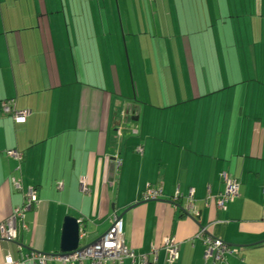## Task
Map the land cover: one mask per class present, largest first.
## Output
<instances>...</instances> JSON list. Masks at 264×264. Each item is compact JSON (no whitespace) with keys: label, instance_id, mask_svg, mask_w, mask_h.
<instances>
[{"label":"crops","instance_id":"0c3cea01","mask_svg":"<svg viewBox=\"0 0 264 264\" xmlns=\"http://www.w3.org/2000/svg\"><path fill=\"white\" fill-rule=\"evenodd\" d=\"M1 102L27 117L0 113V223L27 189L38 203L0 264L59 253L65 218L95 243L113 215L153 264L165 239L172 264H213L202 229L238 250L227 264H264V0H0ZM223 176L242 197L221 211ZM148 186L161 200H140Z\"/></svg>","mask_w":264,"mask_h":264},{"label":"built area","instance_id":"2783aa9c","mask_svg":"<svg viewBox=\"0 0 264 264\" xmlns=\"http://www.w3.org/2000/svg\"><path fill=\"white\" fill-rule=\"evenodd\" d=\"M1 110L4 115L11 114L16 124H23L26 120V113H19L12 108L9 103H2ZM140 152V151H138ZM8 160L19 163L23 156L20 153L10 151L6 153ZM79 190L83 195L89 194V189L83 179H78ZM223 182L225 185L223 193L215 201V208L217 210H224L226 205L232 203L241 198L238 183L227 180L223 176ZM13 189L17 192L21 191L20 183L13 180ZM61 185H58V189L61 190ZM160 197V192L153 189L147 188L144 193L141 194L140 200L146 202L148 200L153 201ZM178 194H175L174 202L177 200ZM263 199H264V188H263ZM36 193L33 188H29L23 194V201L20 207L16 208L10 217L4 222L0 223V238L7 244H14L16 241V224L18 221L23 220L25 213L29 212L32 206L37 205ZM184 211L192 219H197L195 208V200L190 192L186 197V203L183 207ZM79 225L78 229V243L79 247L77 252L69 256H45L36 253H28L20 259L13 260L7 255L2 264H48L56 262L58 264H122L124 261H131L132 263L138 264H153L156 263V253L152 249L149 255L136 256L131 250H129L123 239V228L122 222L116 215L112 216V224L108 232L97 242L89 243L88 233L82 227V221H77ZM207 229H202L196 236L197 240H200L204 245L205 258L211 260L213 264H227L229 258H237L238 250L233 249L225 245L224 243L210 238L206 234ZM163 250L168 255V263L172 264L177 260V252L174 241L172 239H165L162 242Z\"/></svg>","mask_w":264,"mask_h":264},{"label":"water","instance_id":"95a60500","mask_svg":"<svg viewBox=\"0 0 264 264\" xmlns=\"http://www.w3.org/2000/svg\"><path fill=\"white\" fill-rule=\"evenodd\" d=\"M131 209L132 207L129 208L127 212ZM119 220H121V217H119ZM196 221L195 219L194 222ZM78 229L79 225L76 220L72 218H65L63 220L59 248L60 257L69 256L77 252L79 246Z\"/></svg>","mask_w":264,"mask_h":264},{"label":"trees","instance_id":"16d2710c","mask_svg":"<svg viewBox=\"0 0 264 264\" xmlns=\"http://www.w3.org/2000/svg\"><path fill=\"white\" fill-rule=\"evenodd\" d=\"M2 103H9V104L12 105V108H13V104H12V102H1V103H0V113H1V114H3V113H2V110H1V105H2ZM3 115H4V114H3ZM7 115L13 117L11 114H7ZM221 181H222V184H223V186H224V188H225V185H224V182H223V177H222ZM234 182L238 183V185H239V182H237V181H234ZM147 188H153V187H152V186H150V187H149V186L146 187L145 190H144L142 193H144V192L146 191ZM263 188H264V187H263ZM153 189H155V188H153ZM155 190H157V189H155ZM157 191L160 192V197H159L158 199H156V200H153V201H159V200H161L162 193H161L160 190H157ZM223 191H224V189H223ZM35 193H36V192H35ZM142 193H141V194H142ZM222 193H223V192H222ZM220 195H221V194H220ZM220 195H219V196H220ZM186 197H187V196H186ZM241 197H242V196H241ZM262 197H263V190H262ZM174 198H175V195H174V197L172 198V200H170V204H175V203L177 204V200L174 202ZM178 198H179V196H178ZM178 198H177V199H178ZM185 199H186V198H185ZM263 200H264V199H263ZM146 202H150V200H148V201H146ZM185 203H186V201H185ZM184 206H185V204H184ZM33 207H35V206H32L31 209H33ZM31 209H30V210H31ZM23 217H24V216H23ZM22 221H23V220H22ZM80 221H82V220H80ZM18 222H19V221H18ZM18 222H17V223H18ZM82 223H83V221H82ZM16 238H17V233H16ZM3 242H4V241H3ZM14 243H16V241H15ZM78 247H79V246H78ZM30 253H31V252H30ZM27 254H28V253H27ZM36 254H37V253H36ZM8 255H9V254H8ZM25 255H26V254H25ZM39 255H40V254H39ZM23 256H24V255H23ZM23 256H22V257H23ZM45 256H59V253L54 254V255H53V254H51V255H45ZM19 259H20V258H19ZM53 263H56V262H52V263H48V264H53Z\"/></svg>","mask_w":264,"mask_h":264},{"label":"rangeland","instance_id":"374dc122","mask_svg":"<svg viewBox=\"0 0 264 264\" xmlns=\"http://www.w3.org/2000/svg\"><path fill=\"white\" fill-rule=\"evenodd\" d=\"M136 264H138V263H136Z\"/></svg>","mask_w":264,"mask_h":264}]
</instances>
